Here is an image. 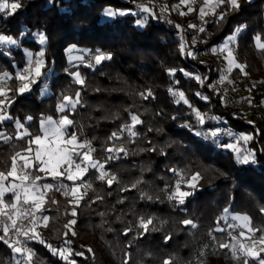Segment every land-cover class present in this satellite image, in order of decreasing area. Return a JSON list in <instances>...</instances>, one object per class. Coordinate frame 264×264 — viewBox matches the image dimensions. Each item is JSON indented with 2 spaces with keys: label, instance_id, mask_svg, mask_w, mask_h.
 Wrapping results in <instances>:
<instances>
[{
  "label": "trees",
  "instance_id": "16d2710c",
  "mask_svg": "<svg viewBox=\"0 0 264 264\" xmlns=\"http://www.w3.org/2000/svg\"><path fill=\"white\" fill-rule=\"evenodd\" d=\"M162 1L180 3V0ZM9 2H18L21 7L13 15L0 14V34L17 41L16 45L0 48V74L8 73L13 77L7 84L8 96L13 102L5 107L12 119L0 123V132L9 137L7 141L0 139V172L7 174L11 157L23 152L31 138L26 135L17 139V120L34 137L41 134L39 123L42 119L67 115L74 121L68 128V135L75 133L80 141H89L95 149L93 158L101 163L107 160L108 153L104 150L107 147L123 144L128 150L126 156L121 153L118 159L107 160L105 170L118 178L111 187L106 181L97 179L98 172L94 169L83 177V182L91 183L92 188L80 201L75 217L70 215L75 199L72 195L65 196L55 188L47 191L44 214L50 218L48 226L45 230L40 226L35 229L45 244L39 240L27 242L28 247L36 249L32 264H69L71 260L76 264H123L125 253L129 254L128 264H164L169 259L172 264H202L225 259L230 264H242L231 258L228 249L219 247V243H229L231 238L228 232L216 231L222 225V220L219 224L217 220L227 207L231 214L250 217L253 228L264 229V124L236 117L222 104L209 87L214 66L187 54L193 49L188 39L184 42L186 51L182 53L176 28L163 23L153 9L155 17L148 14L146 23L140 26L137 20L146 14L138 11L135 16H116L110 21L102 19L109 6L133 9L121 0ZM199 12L197 6L191 14L177 13L176 18L189 26L196 22ZM221 13L226 14L223 21L217 23L216 18L205 28L210 45L219 44L241 27L236 59L246 65V77L262 83L264 92V50L256 47L255 39L259 36L264 43V0H239V8L235 11L225 2ZM37 32L46 35L45 45L39 44L34 35ZM73 46L92 56L100 50L111 54V59L93 67L72 66L68 50ZM26 50H43L45 66L31 90L18 95L16 89L20 81L15 76L27 66ZM169 69H176L175 74L169 75ZM77 71L84 85L75 83L71 73ZM234 73L242 74L239 69ZM196 75L203 83L194 78ZM44 85L48 86L49 94L41 97ZM170 88L177 93L182 91L194 108L217 119L198 124L189 106L183 101L177 103L178 97L170 95ZM147 90H151L153 96L144 100L140 93ZM77 91L80 103L75 110L59 112L57 105L62 97L67 95L75 99ZM198 92L208 99H201L196 95ZM130 113L143 121L134 128L135 138H130L126 131L121 133L124 125L131 124ZM27 117L32 119L29 121ZM186 123L192 127H183ZM220 125L228 127L236 138L239 134L253 136L242 149L254 151V163H237L236 153L226 147L232 142L211 137L212 131ZM204 128H208L210 134L206 138L197 136L196 132ZM113 132L121 136V141L109 140ZM150 148L156 151H149ZM170 169L178 170L186 180L199 173L194 192L182 205L168 199L179 176ZM34 175L42 177L41 185H58L56 182L61 180L73 183L64 177L53 179L36 168ZM137 180L142 182L137 188H131ZM122 188L128 190L122 191ZM181 189L185 190L183 186ZM84 191L81 188L80 193ZM142 192L153 199H142ZM98 196L103 199H97ZM4 199L10 203L13 196ZM52 199L58 203L52 204ZM141 217L152 218L147 232L138 227ZM70 219L77 221L72 226L75 236L71 232L64 235L67 230L63 225ZM184 219L193 220L198 227L183 225ZM126 228L132 229L127 235L124 234ZM261 234L256 233L257 236ZM0 235H3L2 230ZM166 236H170L167 241ZM66 240H71V244H66ZM46 244L57 249L71 248L69 261L53 255ZM204 249L207 253L201 256ZM261 257L264 258V253ZM0 264H15L12 249L2 240ZM248 264H256V261L249 259Z\"/></svg>",
  "mask_w": 264,
  "mask_h": 264
},
{
  "label": "snow or ice",
  "instance_id": "6c2138e0",
  "mask_svg": "<svg viewBox=\"0 0 264 264\" xmlns=\"http://www.w3.org/2000/svg\"><path fill=\"white\" fill-rule=\"evenodd\" d=\"M182 4H194L195 0H180ZM151 0H149V4ZM225 3V0H204L205 7L200 8V18L203 19L207 12L205 11L206 7H210L213 11L218 8L221 4ZM227 3L231 6V10L235 11L239 8V0H227ZM21 7L20 3L12 2L9 0H0V13H5L8 15H13ZM137 8L143 12L145 15L144 18L137 20V24L143 26L146 23L147 15L151 14L155 17V13L152 8L147 4H138ZM166 7H163L161 11H166ZM194 9L189 7V12H192ZM125 11H116L111 8L107 9L105 12L106 16L112 17L116 15L123 16ZM186 13L181 12L180 15H185ZM226 18L225 13H221L217 19V23L223 21ZM179 27V26H177ZM190 28H196V25H189ZM199 32H204L203 27L198 29ZM242 31L241 27L235 29V32L228 36L224 43L217 48H212L213 53L224 52L226 53L225 59L227 61L228 73L236 68L239 69L241 73L247 75L245 71L246 65L239 63L236 59V56L233 51L232 45L236 40V36ZM37 38L40 45H45L47 42V37L42 32H37L34 34ZM183 39V38H182ZM256 47L260 50H264V43L260 42V37L256 38ZM195 42V41H194ZM17 41L4 34H0V45H16ZM74 50L70 48L68 51L71 52ZM180 50L182 53L186 51V44L184 42L180 45ZM96 55L92 57L95 65L101 64L104 60H110L111 54H104L100 50H96ZM187 54L189 56L193 53L188 50ZM35 55V59L33 56ZM27 57V67L23 72H17L15 79L19 80L20 86L16 89L18 95H22L27 91L31 90V85L36 82L37 78L42 75V69L45 66L44 61V51L33 54L30 51L26 50ZM77 59L82 60V57H77ZM88 67H93L94 65L89 62ZM169 75H174L176 69H169ZM183 72L184 70L181 69ZM185 75H190L189 73H184ZM74 78L75 83L84 85L85 81L81 77L79 72L71 73ZM13 77L8 73L0 74V96L4 99L0 100V122L4 120H10L12 117L5 113V107L10 106L13 102L8 96V92L5 89V84L8 80H11ZM197 81L203 83L202 78L199 75L194 77ZM227 76H221L219 83H223L227 80ZM232 83L231 81H228ZM209 87H213L209 85ZM43 91V90H42ZM170 95L173 97H178L176 99L177 103L183 101L184 104L188 105L189 108L195 115L196 122L200 125L205 123V117L207 114L201 113L198 109L194 108L184 93L181 91L179 93L169 89ZM142 99L147 100L149 97L153 96L151 90L147 92L140 93ZM200 96L201 99L207 100L208 98L203 96L201 93H196ZM80 103V92L75 93V99L70 96L64 95L62 97L61 103L57 105V110L61 113H64L66 110L74 111L76 105ZM249 103L251 101L249 100ZM209 119H217L216 117H208ZM27 120H31L32 117H27ZM131 124L124 125L121 128V133L127 132L130 138H135L137 133L134 131V128L137 124L143 123L138 115L130 113ZM175 119V117H173ZM74 123L73 120L69 119L67 115L61 116L59 121H54L51 117L42 119L40 122V129L42 135L32 136L30 132L27 131L24 124L19 120L15 122L17 130L24 129L23 132H20L17 136V139H23L25 135L30 136L31 138L28 141V147L23 152H16L11 157V168L5 174L0 172V230H2L3 235H0V240L4 241L12 249L14 254L15 264H32V256L34 252L31 248L28 247L27 242L32 240H39V243L45 244V241L40 238L39 233L36 232V225L38 223L37 213H42L44 209L42 205L45 203L46 193L49 190L55 188L56 191L61 192L63 195L68 196L69 193L75 198V207L72 208L70 215L75 217L77 215V208L79 207L80 201L83 200L84 195H86L87 190L92 188L91 183H84L83 177L88 173L90 169H94L98 172L97 179L100 181H106L108 186L111 187L114 182H118V178L115 174H112L105 170V165L107 160H112L114 158L118 159L120 154L123 153L125 156L128 155V150L126 147L121 144L120 147H107L104 149L107 153V160L104 163H101L99 160L94 159L92 153L95 152V149L91 146L89 141H80L78 136L75 133L68 135V128ZM183 127L191 128V124H184ZM151 130V129H149ZM197 136L207 135L206 133L196 132ZM213 137H216L218 133L213 131L211 133ZM229 135H233L229 133ZM0 139L7 141L9 137L4 136L3 133H0ZM238 140L244 141L247 143L253 139L251 134H239ZM47 140V143L44 141ZM109 140L121 141V136L116 132H113L109 137ZM134 142V140L132 141ZM32 145H36L34 149ZM227 148L232 149L236 153V161L240 164H249L255 162V153L254 151L248 149H241L237 147V144L229 143L226 145ZM86 149V150H85ZM149 151H156L155 148L148 149ZM35 153L33 156L32 153ZM36 168L38 172H44L46 176H51L53 179L58 177H64L68 181H72V186L69 187L66 184L60 183L58 185L53 184H38L37 181L41 180L42 177L39 175H34L31 169ZM174 174L183 176L176 169H170ZM12 177L13 182L9 185L5 184V181H8V178ZM15 179H19L20 183L16 184ZM199 179V173L192 175L191 180L188 182L187 186L194 189L196 185L192 183ZM76 181H81L80 184H77ZM142 181L137 180L131 185V188H137V186ZM81 188H84V193H80ZM122 191L128 190L127 188H122ZM7 193L13 194V200L10 203L5 202V195ZM192 193L189 191H183L180 187V182L177 181L175 190L172 191L168 199L170 201H176L179 204H184L185 199L190 196ZM141 198L151 200L153 197L147 193H141ZM97 199L102 200V197H97ZM94 202V201H93ZM122 202V201H121ZM52 204H57L58 202L55 199H52ZM71 203V201H69ZM264 211V209H262ZM224 215L218 218L217 224L223 220L226 224L228 221H234L235 223L228 224L230 228H240L242 229L239 233V237L233 235L231 232L228 235L231 238L232 243H219V247L222 249H231L233 259L241 261L242 264H248L249 259L256 261V264H264V258L261 257V253H264V229H257L251 226L250 217L247 215H231L229 208L223 209ZM103 215V214H102ZM29 220L30 226H20L18 221ZM39 219H42L44 226H48L49 216L41 215ZM77 223L76 219H70L63 227L67 230L64 235L67 236L69 232L71 235L75 236V231L72 230V226ZM153 223L152 218L145 220L143 217L139 219V228H142L144 232L149 230V225ZM181 223L185 226H191L193 229L197 228L198 225L191 219H184ZM131 228H126L124 234L127 235ZM155 230V229H153ZM225 229L217 227L216 231L223 232ZM246 230V231H245ZM12 232L17 239L12 240L9 237V233ZM262 233L259 237L256 236V233ZM143 235V233H140ZM20 236H23L24 239H19ZM243 237L244 240L248 241L245 243L240 239ZM170 239V236L165 237V241ZM66 244H71V240H66ZM257 245L260 247L257 248ZM130 246V245H129ZM46 247L52 252L53 255H59L65 261H69V256L72 254L71 248H60L57 249L51 244H46ZM89 252L92 249H88ZM67 253V255H66ZM78 256H82L83 253H76ZM204 255V252H201V256ZM174 259V258H173ZM129 254L125 253V258L123 264H128ZM69 264H76L74 260L69 261ZM164 264H172V260H165Z\"/></svg>",
  "mask_w": 264,
  "mask_h": 264
},
{
  "label": "rangeland",
  "instance_id": "374dc122",
  "mask_svg": "<svg viewBox=\"0 0 264 264\" xmlns=\"http://www.w3.org/2000/svg\"><path fill=\"white\" fill-rule=\"evenodd\" d=\"M225 2H227V0H225ZM225 3H223V4H221L218 8H216L215 9V13H212L213 14V16H214V18L216 19V18H218L219 17V15L221 14V8H222V6L224 5ZM175 5V8H176V11H177V13H181V12H183V13H186L185 15H189V14H191L194 10H195V8L197 7V6H199V8H201V7H205V5H204V0H195V3L194 4H188V5H185V4H182L181 2L179 3V4H174ZM189 7H192L194 10L192 11V12H189ZM109 8H111V9H113V10H116V11H125L126 12V14L125 15H123V16H126V15H137L138 14V12L137 11H135V10H133V9H129V8H120V9H115L114 7H112V6H109V7H107L105 10H104V13H103V17H102V19L104 20V21H110V20H112V19H114L116 16H120V15H116V16H112V17H109V16H106L105 15V12H106V10L107 9H109ZM208 7H206L205 8V10L207 9ZM0 14H5V13H0ZM209 16H211V13L210 12H208L207 13ZM192 25H196V28H194L195 30H198L199 28H201L202 26L201 25H198V24H192ZM205 29V28H204ZM205 33H206V37L204 36V38L206 39V40H208V41H210L209 40V38H208V34H207V32L206 31H204ZM232 35V34H231ZM230 36V35H229ZM238 36V35H237ZM237 36H236V40H235V42H234V44L232 45V47H233V51H234V54H235V49H236V42H237ZM225 41V40H224ZM224 41H222V42H220L219 44H217V45H214V46H212L213 48L215 47V48H217V49H219V47L224 43ZM4 45H0V48H2ZM31 53H33V54H36V53H38V52H31ZM215 55H216V60L217 61H219V63H220V65H221V72L223 73V75L225 76H227V80H230V81H235L236 79H239L240 80V82H239V85L241 86V93H242V95L241 96H243V98L245 99V100H247L248 101V103H249V100L251 101V103H249V105L250 106H252V107H257L258 109H261L262 111H263V113H264V92H263V87H262V83L261 82H258V81H255L256 79H251V78H249V77H246L245 75H243V73L242 74H239V75H236V73H234V70L236 69V68H234L232 71H231V73H228L227 71H226V69H227V61H226V59H225V56H226V53H224V52H219V51H217L216 53H215ZM77 57H82V60H80V59H77ZM92 55L91 54H89L87 51L86 52H84V51H79V49H74L73 51H71V52H69L68 51V61L70 62V64L73 66V65H75V66H83V65H85V66H87L88 64H89V62H91L93 65H95V62H94V60H92ZM33 59H35V55L33 56ZM27 67V66H26ZM25 67V68H26ZM25 68H23L21 71H19V72H23L24 71V69ZM77 72H79V71H77ZM80 73V72H79ZM81 75V74H80ZM37 81V80H36ZM8 82H9V80L6 82V84H5V89H6V91L8 92L9 91V89H8V86H7V84H8ZM21 83V82H20ZM252 83H254V86L252 85ZM34 84V83H33ZM32 84V85H33ZM19 86H20V84H19ZM210 89H211V87H210ZM43 90V91H42ZM258 90H260V91H258ZM28 92V91H27ZM49 94V89H48V86H46V85H44L43 86V88L41 89V97H44L45 95H48ZM2 99H4V97H2V96H0V100H2ZM77 106V105H76ZM226 107V106H225ZM227 108H229V107H227ZM231 111V113L234 115V116H236V117H239V118H243V119H245V120H247V121H249V122H253V123H257V122H259V121H261V122H263V124H264V121L261 119V117L259 116V115H256V114H253V113H251L249 110H243V111H236V110H233V109H231V108H229ZM5 113L8 115V113H7V110H6V108H5ZM208 117H212L210 114H207L206 115V117H205V122H209L211 119H209ZM54 121H59L60 120V118L59 119H55V118H53V117H51ZM69 118V117H68ZM46 119V118H45ZM4 121H6V120H4ZM3 121V122H4ZM3 122H0V123H3ZM41 122V121H40ZM25 126V125H24ZM39 127H40V123H39ZM15 128H16V125H15ZM17 129V128H16ZM27 129V128H26ZM205 129V128H204ZM24 131V129H19L18 130V133H17V136L19 135V133L20 132H23ZM28 131V130H27ZM29 132V131H28ZM40 132H41V129H40ZM0 133H2V132H0ZM202 133H203V131H202ZM40 135H42V132H41V134ZM16 136V137H17ZM26 136V135H25ZM208 136V135H207ZM203 137H205L206 138V136H204L203 135ZM48 141L47 140H45L44 141V143H47ZM237 144V147H239L240 148V146H241V149L243 148V145L245 144L244 143V141H242V140H238V142L236 143ZM36 146V145H35ZM86 150V149H85ZM33 156L35 155V153H33L32 154ZM34 169L35 168H33V169H31V171L33 172V174H34ZM44 173V172H43ZM61 178L62 177H58L57 179H60L61 180ZM191 179H189V180H186L185 179V177H183V179H181V176H178V178H177V181H179L180 182V187H184L185 188V190L183 189V191H189V192H191V193H193L194 192V189H192V188H189L188 186H187V184H188V182L190 181ZM18 181H19V179H15V183L16 184H18ZM198 181V180H197ZM197 181H193L192 183H194L195 185L197 184ZM11 182H13V178L12 177H9L8 178V181H5V184L6 185H9ZM38 183L40 182V180L39 181H37ZM77 182V181H76ZM182 190V189H181ZM8 195H12L13 196V194L12 193H7L6 195H5V197L6 196H8ZM72 194H69V196H71ZM4 197V198H5ZM45 204V203H44ZM44 204L42 205V208L44 209ZM72 207H75V199L72 201ZM42 213H44V211L42 212ZM231 215H240V214H231ZM18 222H21V221H18ZM231 223H235L234 221H231V220H229L228 221V224H231ZM228 224H226L223 220H222V225L220 226V228H223V229H225L223 232H231L233 235H236V236H238L239 237V233H240V231L242 230V229H240V228H235V229H233V228H230L229 226H228ZM36 226H40V229L41 230H45L46 229V227L44 226V222H42L40 225L38 224V225H36ZM246 231V230H245ZM218 232H220V231H218ZM257 236V235H256ZM9 237L11 238V236H10V234H9ZM257 237H259V236H257ZM240 239L241 240H243L245 243H247L248 241H246V240H244V238L243 237H240ZM22 240H23V238H22ZM233 241H230L229 243H232ZM260 246L259 245H257V248H259ZM228 251H229V255L231 256V258H233L232 257V251H231V249H228ZM202 252H204V255L207 253V251L204 249V250H202ZM32 259H33V256H32ZM229 261H226V259L225 260H218V261H216V260H212V261H210V262H208V261H204L202 264H230V263H228Z\"/></svg>",
  "mask_w": 264,
  "mask_h": 264
},
{
  "label": "built area",
  "instance_id": "2783aa9c",
  "mask_svg": "<svg viewBox=\"0 0 264 264\" xmlns=\"http://www.w3.org/2000/svg\"><path fill=\"white\" fill-rule=\"evenodd\" d=\"M123 2H126L130 5H132L133 9L141 12L138 8V4H147L150 8L154 10L158 18L165 24L169 26H174L176 28V37L182 42H186V39L189 40L191 43L193 49V57L196 60L206 61L211 63L214 66V75L211 79L210 85L211 89L213 90L214 94L218 96L222 102V104L226 107H229L236 111H243V110H249L251 113L259 115L261 119L264 121V113L261 109H258L257 107H252L249 105L248 101L243 98L241 93V86L239 85L240 80L236 79L235 81H231L232 83H229L230 80H225L223 83H219L221 76H224L221 72V65L219 61L216 60V55L211 51L213 48L210 45V41L206 40L204 36L206 37L205 32H199L198 30H195L194 28H190L189 26L184 25L179 20H177L176 15L177 11L174 4L166 3L162 0H151V3L149 4V0H121ZM163 7H166V11H161ZM179 26V27H177ZM183 38V39H182ZM195 41V42H194ZM196 120V118H195ZM218 133L216 137H213L210 134V131L208 128H205L203 130V133H206L207 135H211V137L215 140H229L233 144H236L238 142L237 138L233 135H229L230 130L228 127L220 125L216 130H214ZM213 132V131H212ZM204 135V136H207ZM20 183V180L18 181V184ZM38 183V182H37ZM57 184L63 183L66 185H72L69 182L66 181H57ZM39 184V183H38ZM71 194V193H69ZM41 215H45L44 213H37V219L38 223L37 225L41 224L43 222L42 219H39ZM18 225L20 226H30L29 220H21V222H18ZM12 240H16L17 237L10 232L9 233ZM23 236H20L19 239L22 240ZM34 252L36 253V249L33 246H29Z\"/></svg>",
  "mask_w": 264,
  "mask_h": 264
},
{
  "label": "crops",
  "instance_id": "0c3cea01",
  "mask_svg": "<svg viewBox=\"0 0 264 264\" xmlns=\"http://www.w3.org/2000/svg\"><path fill=\"white\" fill-rule=\"evenodd\" d=\"M207 13L210 12L211 13V16H209L208 14L203 18L201 19L200 18V15L198 17V19L196 20V22L194 24H198V25H201L203 28H206L212 21L215 20L214 16L212 13H215V11H213L210 7H208L206 10H205ZM220 16V15H219ZM235 56H236V49H235ZM244 75V74H243ZM255 81H258V79H256ZM252 85L254 86V83H252ZM260 91V90H258Z\"/></svg>",
  "mask_w": 264,
  "mask_h": 264
}]
</instances>
